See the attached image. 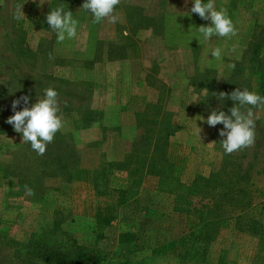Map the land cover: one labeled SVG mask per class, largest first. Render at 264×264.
<instances>
[{"label": "rangeland", "instance_id": "rangeland-1", "mask_svg": "<svg viewBox=\"0 0 264 264\" xmlns=\"http://www.w3.org/2000/svg\"><path fill=\"white\" fill-rule=\"evenodd\" d=\"M84 2L0 0V264H264V109L254 145L230 155L223 124L206 123L231 115L220 92L264 96V0H215L237 34L207 42L194 0H121L114 25ZM61 4L78 25L58 42L46 15ZM48 87L64 127L40 156L6 121ZM217 174L235 202L204 245L196 218L212 200L193 185Z\"/></svg>", "mask_w": 264, "mask_h": 264}, {"label": "clouds", "instance_id": "clouds-1", "mask_svg": "<svg viewBox=\"0 0 264 264\" xmlns=\"http://www.w3.org/2000/svg\"><path fill=\"white\" fill-rule=\"evenodd\" d=\"M120 3L121 0H85L81 8L91 13L92 23H100L107 19L108 23L114 25L120 19L114 14L116 6ZM191 13L211 21L210 25L198 28L199 36L195 37L198 41L202 39L207 42L213 37L231 38L237 34L227 9L217 10L215 0H207V2L194 0ZM24 16L21 5L17 8L13 18L19 21ZM46 21L50 29L56 33L58 42L77 37L78 21L73 18L71 11H65L62 4L46 15ZM210 53L216 60L222 57V50L219 47L212 49ZM217 98L221 101L230 99L234 102V106L229 109L231 115H227L222 110H212L206 120V123L212 127L223 124L224 128L219 135L226 137L220 141L224 153L230 155L253 146L256 138L254 109H264V96L246 88L243 90L237 88L231 94L220 92ZM29 99L30 97L25 95L14 100L12 102L14 115L10 116L6 122L13 126L15 132L22 133L21 143L30 144L31 149L37 155L42 156L47 150V145L53 142L56 133L64 127V121L58 114L60 112L58 92L53 87L44 89L43 98H39L31 107L27 106ZM21 102L25 106L22 110L16 111ZM200 132L201 129L198 127L199 137ZM34 194V190L25 185V195L33 196Z\"/></svg>", "mask_w": 264, "mask_h": 264}, {"label": "trees", "instance_id": "trees-1", "mask_svg": "<svg viewBox=\"0 0 264 264\" xmlns=\"http://www.w3.org/2000/svg\"><path fill=\"white\" fill-rule=\"evenodd\" d=\"M153 121L155 122L157 121V119L154 118ZM167 136L168 135H166L165 137ZM222 174H223V171H222ZM220 178H221L220 174L213 175L210 178V179H215L214 182L212 180L198 178L197 182L206 181L205 188H203L202 186L196 187V182L193 185L194 186L193 189H195L197 198H199L200 201H206L205 197H209V196L212 200V204L210 207L204 205L198 208L200 211L199 213L200 216L196 218L200 224V227L205 228L207 232L204 234V236L202 234L201 235L199 234L198 236L195 237V239H197L199 242H203L204 245L207 242H209L210 236L212 235L210 230H208L207 226H212L211 229H213L217 233L220 228V223L223 221L222 220V216H223L222 210L225 208L224 203L225 202H235L234 191L230 190L229 193H232L231 195L229 194L227 195L223 193V189H225V184L220 181ZM206 185L212 186V188L209 189ZM245 205H251V203L249 201H246ZM68 264H91V259L83 254H80L76 260Z\"/></svg>", "mask_w": 264, "mask_h": 264}]
</instances>
